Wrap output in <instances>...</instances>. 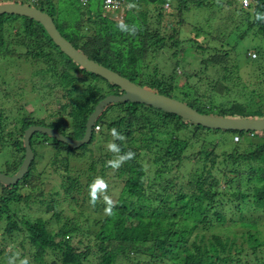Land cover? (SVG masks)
<instances>
[{
    "label": "trees",
    "instance_id": "16d2710c",
    "mask_svg": "<svg viewBox=\"0 0 264 264\" xmlns=\"http://www.w3.org/2000/svg\"><path fill=\"white\" fill-rule=\"evenodd\" d=\"M95 1L77 0L79 7L71 9L74 17L58 22L60 11L53 0H27L52 19L77 51L140 87L201 114L264 118V0H250L248 8L237 0H124L127 10L120 20L99 9L92 12ZM144 2L161 6L152 13L132 12L133 5ZM191 10L205 11L204 24L193 28L192 36L179 38L182 30L172 22L163 27L165 34L160 32L164 18L178 19L176 27H181L184 13ZM127 13L134 15L127 18ZM167 29L172 32L166 34ZM246 39L252 45L238 50ZM182 46L201 53L199 68L182 61ZM170 50L173 66L160 75L159 61H153ZM17 60L36 81L32 86L47 91L42 96L52 98L57 108L48 116L51 122L21 116L16 135L8 134L15 137L9 147L0 113L1 149L7 155L12 147L20 156L14 165L6 162L13 165L11 170L0 171L7 176L22 163L24 131L30 126L79 140L97 103L122 93L73 63L38 23L2 14L0 65L20 69ZM238 63L248 72L259 71L258 82L245 85ZM210 66H222L223 76H202ZM29 146L33 158L24 176L14 185L0 183L1 262L15 258L18 246L17 264H85L89 257H96L97 264H264V224H258L264 219V132L210 130L146 105L120 102L102 110L89 142L77 149L39 133L30 137ZM45 151L49 162L40 174L55 167L57 177L52 178L59 179L58 188L21 195ZM86 154L93 158L87 165L80 161ZM109 170H114L121 190L114 204H106L108 214L98 222L92 244L87 219L81 213L64 217L58 207L64 201L77 207L84 200L95 204L102 184L97 180L107 187ZM83 191L85 196L79 198ZM60 192L63 199L58 201ZM31 205L43 206L50 217L34 216ZM51 222L56 226L49 227ZM2 243L13 244L12 250L6 252Z\"/></svg>",
    "mask_w": 264,
    "mask_h": 264
},
{
    "label": "rangeland",
    "instance_id": "374dc122",
    "mask_svg": "<svg viewBox=\"0 0 264 264\" xmlns=\"http://www.w3.org/2000/svg\"><path fill=\"white\" fill-rule=\"evenodd\" d=\"M14 1L22 2L24 5H29L27 0H4L3 3L4 2H7V3L14 2ZM57 1L58 0H53V2L57 4L58 11H60V14H58V16L55 17L56 21L62 22V21H66L70 19L71 17H74V13L71 12V9L77 10V8L79 7L77 0H59L60 3H58ZM158 5L161 6V3L156 2L153 5L152 3L144 2V3H141L139 7L136 5H133L132 12L136 13L138 10L144 11V9H147L149 12L152 13L153 9L155 7H158ZM90 9L92 12H95L98 9L101 12H103L102 0H97L95 1V3H91ZM167 12H171L170 9H168ZM204 12L205 11H201V12L197 11V13L195 12V14L193 10L185 12L184 17H183L184 23H182L181 27H176V21L178 19L175 20L173 18L169 19L168 17H166L162 20V24H160L161 26L160 32L165 34L163 32V27L166 26L165 24L167 22H172V25L174 26L176 30H179V29L182 30V32L178 36L179 38L181 39L185 38L186 37L185 34L187 36L189 35L192 36L193 32L190 33L192 29L198 28L199 26H202L204 24L203 22ZM103 14L106 15L105 12H103ZM133 15H131L130 13H127L125 16L127 18L128 17L130 18ZM109 17L112 18L113 20H120V18L112 17L111 15H109ZM171 32L172 30L167 29L166 34L171 33ZM201 38L202 37L200 36L199 39ZM170 43L171 42H168L167 44L169 45ZM256 43H258V41ZM251 45H252V42L246 39V41H243L242 45L239 46L237 49L238 50H241L242 48L245 49L246 47H250ZM260 45H262L264 49L263 40L260 41ZM182 48L183 49L179 50L181 53L180 57L182 61L189 64V66L192 68H195V69L199 68V63L201 62V57H202L201 53H199V51H195L193 47H186V46L183 47L182 46ZM170 54H171V50L168 51L167 53L165 52L164 56L163 54L162 55L159 54L160 56L157 55V58H155L153 61L154 63L159 61V63L157 64V69L159 70L160 75L167 74L165 71H167V68L173 64V60L170 58ZM146 57L149 58L148 55ZM16 64L20 67V69L16 67L14 68L6 67L4 66L3 63H1L0 65V113L4 118L2 124H5L3 125L1 129L4 130L2 135L4 136L6 135L4 139L7 141L6 143L7 147L11 146L12 140L15 139V137L12 138V136L8 134L16 135L17 128L19 129L18 120L21 118V116L31 115L34 118H37V120L45 119L51 122L52 118L48 116L51 113H53V111L57 108L55 107L52 101L53 100L52 98L48 96H45V97L42 96L46 94L47 91H41L36 86H35L36 89L34 88V86H32L34 85L36 81L34 80V82H32L33 79L30 78L29 75L27 74L28 70L25 66H23V63H21L20 60H17ZM237 65H238V68L240 69L239 77L241 78V80L245 82V85H247L248 83L253 84L255 82H258L257 75L259 74V71H256L255 73L254 72L251 73V72H248L247 69L245 70L243 69V67L245 66L243 63H238ZM210 67L211 68L207 71V73L205 74L204 72L202 73V76H206L208 77V79H214V80L223 76V71L221 70L222 66H219V67L210 66ZM178 70L180 71V69ZM262 73H264V69L262 70ZM178 80L179 82L183 81L182 78ZM176 83H178V81H176ZM65 119L66 118H64V120ZM58 129L61 130L60 128ZM8 150H9L7 152L8 154L5 155V153L3 152V149H1V144H0V171H2L3 169L11 170L12 166L20 159L19 153L13 150L12 147L8 148ZM94 157H97L96 154H94ZM38 159L39 160L37 161L36 166H35V173L32 174L29 181L24 185V188L20 191L21 195L30 194V195L35 196V192L40 191L41 188H43L44 193L51 190L53 186H56L55 188H58L57 185H58L59 179L56 178L57 182L55 180L56 182L55 184L52 178V177H57L56 173H54L53 171L55 167L48 168L49 172L45 171L44 174H40L42 173V170L45 164L49 162L47 151H45V153L44 152L41 153ZM91 159L93 158H91L89 154H86V156L82 158V160L80 161L83 162V164L87 165V163H89ZM8 160L12 161L13 165L10 164V166H7L8 164H6V162ZM74 162L76 161L74 160ZM74 164L75 163L71 162V166H75ZM114 174H115L114 170L107 171L106 177L109 178V179H106L109 182L107 184V187H105V185L103 184L101 180H97L99 183H102V184H101V188L97 189L98 197H96V200L94 202L95 204L90 203L88 200H84L83 204L79 203V207H77L73 203L64 201V202H61L60 206L58 207V211L61 210L62 216L64 217L66 216V217L72 218L74 214L81 213L82 216L85 219H87L88 224L90 225V228H91V232H92V235H91L92 244L96 242V240L93 241L94 239L93 237H94V234L98 232V226H99L98 222H100L108 214L106 204H114L121 190V184L119 185L117 183L118 181L115 178H113ZM237 181L238 179L234 181V184H236ZM104 187L107 189H105ZM231 192L233 191L230 190V192H228L227 194ZM85 194L86 192L83 191L78 196L79 198H82L83 196H85ZM62 199H63V193L60 192V195L57 197V200L60 201ZM95 205H98V206H95ZM30 210L32 212H36L34 216L41 217L43 220H47L51 215L50 213L44 212L45 209L43 206L31 205ZM258 218H262V217L259 216ZM258 224L259 226L261 224H264V219L262 221L261 219H259ZM50 226L53 227V226H56V224L54 222L53 223L51 222L49 224V227ZM0 234H1V227H0ZM205 235L207 236L208 234H205ZM88 239L89 237L83 238V242L84 243L88 242ZM76 241L77 240H73V243H76ZM2 245L4 246V249L6 252H9L12 250L11 248L13 244L11 245V247L10 245H7L5 243H2ZM19 252H21L20 248L16 246L15 258H12L10 261L8 260L6 261L2 258V262L0 261V264L19 263V259H20ZM97 262L98 261L96 257H93V258L89 257L87 259V262H85V264H97Z\"/></svg>",
    "mask_w": 264,
    "mask_h": 264
},
{
    "label": "water",
    "instance_id": "95a60500",
    "mask_svg": "<svg viewBox=\"0 0 264 264\" xmlns=\"http://www.w3.org/2000/svg\"><path fill=\"white\" fill-rule=\"evenodd\" d=\"M148 1L153 2L154 0ZM2 14L17 15L38 23L41 25L53 44L73 63L86 72L103 78L109 84L116 86L122 92L120 95H108L97 103L93 112L86 121L84 135L79 140H73L69 137H65L54 129L42 126H30L26 129L23 136L24 158L22 163L19 169L11 176H7L0 172V183L2 184L14 185L27 172L33 158V153L29 146V139L34 133L46 135L67 145L71 149H77L89 142L94 121L100 115L102 110L111 103L130 102L146 105L165 113L173 114L183 120L210 130L264 132V118H223L201 114L183 102L156 94L146 88L140 87L128 79L121 77L111 70L97 64L72 47V45L59 34L52 19L46 13L35 7L14 2L2 3L0 4V15Z\"/></svg>",
    "mask_w": 264,
    "mask_h": 264
},
{
    "label": "built area",
    "instance_id": "2783aa9c",
    "mask_svg": "<svg viewBox=\"0 0 264 264\" xmlns=\"http://www.w3.org/2000/svg\"><path fill=\"white\" fill-rule=\"evenodd\" d=\"M30 3L36 2V0H28ZM85 3L86 0H80ZM103 1V11L105 13L111 14L113 17L123 18L124 12L127 10L124 0H102ZM242 7L247 8L250 4V0H238ZM95 130L98 127L94 128ZM235 141L237 138L234 139Z\"/></svg>",
    "mask_w": 264,
    "mask_h": 264
},
{
    "label": "clouds",
    "instance_id": "9594fccd",
    "mask_svg": "<svg viewBox=\"0 0 264 264\" xmlns=\"http://www.w3.org/2000/svg\"><path fill=\"white\" fill-rule=\"evenodd\" d=\"M237 2H238V4H239V6L242 7L238 0H237ZM2 3H3V2H2ZM2 3H0V4H2ZM4 3H7V2H4ZM8 3H9V2H8ZM248 7H249V6H248ZM248 7H247V8H248ZM242 8H244V7H242Z\"/></svg>",
    "mask_w": 264,
    "mask_h": 264
}]
</instances>
